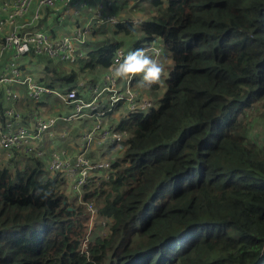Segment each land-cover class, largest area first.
<instances>
[{
    "label": "trees",
    "instance_id": "1",
    "mask_svg": "<svg viewBox=\"0 0 264 264\" xmlns=\"http://www.w3.org/2000/svg\"><path fill=\"white\" fill-rule=\"evenodd\" d=\"M149 1L138 27L115 23L77 67L40 78L71 84L107 68L117 34H143L131 51L159 40L171 61L149 87L153 105L114 126L125 137L81 198L36 156L0 164V264H264V154L244 118L264 100V0ZM96 199L105 230L85 256L84 204Z\"/></svg>",
    "mask_w": 264,
    "mask_h": 264
},
{
    "label": "crops",
    "instance_id": "2",
    "mask_svg": "<svg viewBox=\"0 0 264 264\" xmlns=\"http://www.w3.org/2000/svg\"><path fill=\"white\" fill-rule=\"evenodd\" d=\"M13 1L0 0V20L3 21L0 28V76L3 74L14 78L10 81H0V108L4 114L1 125L9 123L11 130L18 127L33 129L38 116L43 119H53V123L39 137L29 138L20 145L8 147L0 144V164L8 163L11 158L19 159L21 162L25 156H36L43 164L46 162L41 159L42 156H47L50 163L54 158L70 163L82 150L91 162H108L110 164L109 159L116 156V151L125 137L114 126L128 113V110L125 100L122 99L116 102L113 109L100 114L109 105L112 95L110 91L105 90L103 84L107 68H96L91 72L87 71L88 73H80L71 84L56 80L50 86L42 82L40 78L45 75V72L53 75L52 67H56L64 73L77 67L80 61L86 58L89 49L101 44L105 38L113 36L115 23L128 20L138 27L144 20L150 18L155 8L150 1H147V8L136 11L135 8L142 4L141 0H111L110 5H105L106 0H57L50 5H39L36 0H33L26 13L9 20L8 13L12 8ZM140 12L149 14L141 16ZM109 17H112L115 22H109L107 20ZM89 20H96L99 25L87 35L84 43L79 46L80 54L75 62L50 58L43 53H18L14 46L5 45L2 41L3 37L15 27L18 28V31L40 30L57 38L71 33L76 27L84 25ZM115 37L124 40L126 36L117 34ZM153 45L162 47L159 40H156ZM122 49L124 55L131 52L126 50L123 45ZM162 53L166 54L161 52L158 61L164 66L167 57L161 56ZM148 55L151 56L150 53ZM46 60H50L48 66H46ZM12 69H16V72H12ZM133 79L134 77L130 81L116 78L113 88L123 92L130 90L136 97L148 99L154 103L149 87H141L137 82L133 83ZM28 82L42 84L55 92L41 93L39 98L35 99L29 93ZM71 88L75 89L77 95L83 100H90L95 92L100 91L96 108H86L80 113H76L75 104L68 102L63 96ZM11 95L16 97L12 98ZM254 105L246 110L244 117L246 121L251 114L250 110L255 108ZM6 110H12L11 114H5ZM111 130L121 134L119 141L110 138L109 131ZM87 133H90L88 139L84 137ZM249 135L250 133H247L249 142L255 146L256 150L264 154L260 142H256ZM252 135L258 137L257 134ZM47 170L50 175H54L50 168ZM106 174L105 167L97 166L90 170L89 178L104 177ZM61 175L64 177V181H61L60 188L70 198H74L76 196L74 191L76 174H72L68 168H65L60 172ZM77 197V199L81 198V196ZM94 203L97 207L101 200L96 199ZM85 221L88 222L85 219L84 224Z\"/></svg>",
    "mask_w": 264,
    "mask_h": 264
},
{
    "label": "built area",
    "instance_id": "3",
    "mask_svg": "<svg viewBox=\"0 0 264 264\" xmlns=\"http://www.w3.org/2000/svg\"><path fill=\"white\" fill-rule=\"evenodd\" d=\"M33 0H14L11 10L8 13V19L13 20L14 18L26 13ZM39 5H50L57 0H36ZM111 0H106L105 5H110ZM37 17V15H36ZM109 22L114 23L115 20L112 17L107 19ZM3 21L0 20V28ZM99 25L96 20H89L84 25L76 27L74 31L69 34L59 36L57 38L50 37L47 33L34 30V31H18L15 27L10 30L4 37L3 42L5 45L14 46L18 53H27L34 51L36 53H43L48 55L50 58H56L63 61L75 62L80 54L79 46L84 43V39L91 33V31ZM147 54L150 53L151 57L158 60L161 54V48L155 45H148L143 47ZM122 54L124 55V50L119 48L116 54L107 67V72L103 80L105 90L110 91L112 95L110 96V103L106 109L100 112L103 114L106 110L110 111L113 109L116 102L124 99L126 103V109L128 112H134L138 110H145L152 105V102L148 99H142L136 97L132 91L127 90L116 91L113 85L116 83V78H113L111 69L122 59ZM12 72H16V69H12ZM14 79L13 77H7L3 74L0 76V81H10ZM131 78H128L130 81ZM28 89L30 95L37 99L41 93L55 92L47 86L38 84L35 82H28ZM100 91L95 92L90 100H83L80 98L75 89L67 90L63 96L71 103L75 104L76 113H80L86 108L95 109L96 101L100 95ZM15 98V95H11ZM12 110H6L5 114H11ZM1 117V116H0ZM53 123V119H43L38 116L34 122L33 129H27L26 127H18L15 130H11L10 124L6 123L4 126L1 125L0 120V144L3 146H15L20 145L29 138H36L41 135L43 131L50 128ZM90 133L84 135L86 139L89 138ZM109 136L114 141H119L121 139V134L115 130L109 131ZM105 167L106 170L109 168L108 162L96 163L91 162L84 154L83 150L80 151L72 162H64L59 158H54L50 163V171L53 173L62 172L65 168H68L72 174H76L77 180L74 184V190L77 196L82 195L81 187L86 182L90 176V170L95 167ZM107 176V174H106ZM84 209L86 213L87 226L83 228L80 238L78 249L85 256L89 255V248L93 240V233H91V225L94 220L98 217V208L94 202H85Z\"/></svg>",
    "mask_w": 264,
    "mask_h": 264
},
{
    "label": "clouds",
    "instance_id": "4",
    "mask_svg": "<svg viewBox=\"0 0 264 264\" xmlns=\"http://www.w3.org/2000/svg\"><path fill=\"white\" fill-rule=\"evenodd\" d=\"M111 72L113 78L128 79L139 76L140 86L150 87L153 84L161 82V76L164 74V66L157 59L149 56L144 49H137L128 52L126 55L122 54V59L112 67Z\"/></svg>",
    "mask_w": 264,
    "mask_h": 264
},
{
    "label": "rangeland",
    "instance_id": "5",
    "mask_svg": "<svg viewBox=\"0 0 264 264\" xmlns=\"http://www.w3.org/2000/svg\"><path fill=\"white\" fill-rule=\"evenodd\" d=\"M141 1H142V4L140 7L135 8L136 11H138V10L140 11L141 9L148 7L146 5V3L149 0H141ZM147 14H149V13L148 12H145V13L140 12L141 16L147 15ZM142 35L143 34L141 32H138L134 35L126 36L124 38V40H122L124 48L126 50L131 51L133 43L137 39L141 38ZM170 65H171V61L167 56L166 65H164V74H163L162 78H164L167 75ZM254 106H255V108L253 110H250L251 114L249 115L248 120L246 122L248 125V134L250 133L251 136L250 135L249 136L252 137L256 142L257 141L260 142V145L262 147L261 150L264 152V100L259 101ZM255 118H256V120H255ZM252 134H257L258 137H254ZM41 159L46 162V164H44L45 169L49 168L50 162L47 159V156H42ZM75 194H76V191H75ZM87 225L88 224L85 221L84 226L86 227ZM104 230H105V219L97 217L94 220V223L91 225V230H90L91 233H93V239L97 233H102Z\"/></svg>",
    "mask_w": 264,
    "mask_h": 264
}]
</instances>
